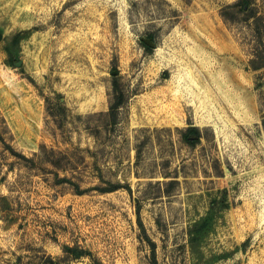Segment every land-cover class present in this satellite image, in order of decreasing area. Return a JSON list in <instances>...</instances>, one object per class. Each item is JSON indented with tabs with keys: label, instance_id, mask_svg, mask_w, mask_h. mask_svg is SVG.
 <instances>
[{
	"label": "rangeland",
	"instance_id": "rangeland-1",
	"mask_svg": "<svg viewBox=\"0 0 264 264\" xmlns=\"http://www.w3.org/2000/svg\"><path fill=\"white\" fill-rule=\"evenodd\" d=\"M263 50L264 0H0V264H264Z\"/></svg>",
	"mask_w": 264,
	"mask_h": 264
},
{
	"label": "trees",
	"instance_id": "trees-1",
	"mask_svg": "<svg viewBox=\"0 0 264 264\" xmlns=\"http://www.w3.org/2000/svg\"><path fill=\"white\" fill-rule=\"evenodd\" d=\"M247 5L248 4H245V9L248 7ZM145 45L149 50H151L149 45H147V44H145ZM260 54L264 56V50L261 51ZM121 104H122V99H119L118 102L115 103L111 107V112L109 114L110 117L115 118V116H116L115 111L117 110L118 106H120ZM197 137H198V132L196 129H192V130L188 131V133L185 135L186 142L189 144H192V145L196 144ZM43 148L46 149L45 147H43ZM23 158H25V157H23ZM64 252L67 254H74L75 258H81L85 254V252L83 250H77V249H73L70 247H64ZM48 264H59V263H56L55 261H53V259H49ZM153 264H157V262L154 261Z\"/></svg>",
	"mask_w": 264,
	"mask_h": 264
},
{
	"label": "water",
	"instance_id": "water-1",
	"mask_svg": "<svg viewBox=\"0 0 264 264\" xmlns=\"http://www.w3.org/2000/svg\"><path fill=\"white\" fill-rule=\"evenodd\" d=\"M144 40V42L147 44V45H149L150 47H154L155 46V44L153 43V42H151V40H148V39H143ZM21 64V63H20Z\"/></svg>",
	"mask_w": 264,
	"mask_h": 264
}]
</instances>
